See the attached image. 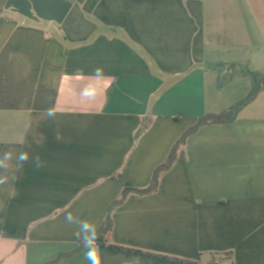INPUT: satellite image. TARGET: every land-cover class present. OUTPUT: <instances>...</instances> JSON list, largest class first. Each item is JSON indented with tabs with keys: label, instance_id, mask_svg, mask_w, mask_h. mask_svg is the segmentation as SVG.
Returning <instances> with one entry per match:
<instances>
[{
	"label": "crops",
	"instance_id": "crops-1",
	"mask_svg": "<svg viewBox=\"0 0 264 264\" xmlns=\"http://www.w3.org/2000/svg\"><path fill=\"white\" fill-rule=\"evenodd\" d=\"M264 74V0H0V264H264V89L232 123L182 134ZM49 110L54 115L49 116Z\"/></svg>",
	"mask_w": 264,
	"mask_h": 264
},
{
	"label": "trees",
	"instance_id": "trees-1",
	"mask_svg": "<svg viewBox=\"0 0 264 264\" xmlns=\"http://www.w3.org/2000/svg\"><path fill=\"white\" fill-rule=\"evenodd\" d=\"M234 76H247L252 80L253 86L247 97H245L243 100L239 101L229 109L219 114H205L204 116L200 117L194 125L189 127L175 143L167 160L155 169L150 185L143 189L126 188L123 191L121 198L116 200L111 205L104 225L95 233L96 239L90 241H96L97 244H104L107 235L111 232L113 227L111 217L113 210L117 206L121 205L131 193H135L138 195H147L154 193L158 190L162 175L173 166V164L177 160L179 151H183L185 149L187 140L192 135H194L201 127L207 125L227 124L234 122L237 119L241 110L253 100H255L259 92L264 89V74L257 71H252L249 68L243 67L238 64L230 65L229 74L219 79V87L224 86ZM85 244L86 243H80V245L73 251L60 254L55 260L51 261L48 264H57L63 258L72 256L73 254L77 253L82 248H84Z\"/></svg>",
	"mask_w": 264,
	"mask_h": 264
},
{
	"label": "clouds",
	"instance_id": "clouds-1",
	"mask_svg": "<svg viewBox=\"0 0 264 264\" xmlns=\"http://www.w3.org/2000/svg\"><path fill=\"white\" fill-rule=\"evenodd\" d=\"M49 116L54 115V113L49 110ZM12 159H16L22 165L26 163L29 159L32 160L34 167L37 169L42 168L44 166V162L41 160L40 156L37 154L35 156H30L28 152H20L18 154H14L12 151H6L2 155H0V168L6 167L7 161ZM5 177H0V183L5 182ZM66 220L69 223H76L78 225L79 231L77 232V236L81 238L82 241L87 242L88 240H95V227L91 225L88 221H80L75 219L71 213L66 216ZM88 247L87 243L85 244ZM86 258L90 261V264H99V260L96 259V250L94 248L89 247L88 251L85 253Z\"/></svg>",
	"mask_w": 264,
	"mask_h": 264
},
{
	"label": "rangeland",
	"instance_id": "rangeland-1",
	"mask_svg": "<svg viewBox=\"0 0 264 264\" xmlns=\"http://www.w3.org/2000/svg\"><path fill=\"white\" fill-rule=\"evenodd\" d=\"M252 81V80H251Z\"/></svg>",
	"mask_w": 264,
	"mask_h": 264
}]
</instances>
